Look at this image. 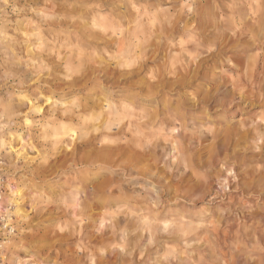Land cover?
Returning a JSON list of instances; mask_svg holds the SVG:
<instances>
[{
    "label": "rangeland",
    "instance_id": "374dc122",
    "mask_svg": "<svg viewBox=\"0 0 264 264\" xmlns=\"http://www.w3.org/2000/svg\"><path fill=\"white\" fill-rule=\"evenodd\" d=\"M261 16L264 0H0L2 264H240L264 242V138L215 111L222 83L264 78ZM135 76L157 98L139 108ZM162 93L175 127L148 124Z\"/></svg>",
    "mask_w": 264,
    "mask_h": 264
},
{
    "label": "clouds",
    "instance_id": "9594fccd",
    "mask_svg": "<svg viewBox=\"0 0 264 264\" xmlns=\"http://www.w3.org/2000/svg\"><path fill=\"white\" fill-rule=\"evenodd\" d=\"M262 34H264V16L260 18ZM245 82V90L242 93H238L235 87H228L227 85L221 84L225 89L228 90L229 96L227 99L226 106L221 104L215 108V111L223 113L225 124L231 125L233 135L237 137L238 140L247 141L253 138L254 134L258 133L261 138H264V78H262L258 83L252 82L248 79L245 73H239ZM136 80L131 83L135 84L131 92L126 96L128 103L134 104L137 108L139 106V101H155L146 100L142 97L144 88L147 86L155 87V85H148L146 81L140 76H135ZM140 81V83H136ZM179 91V90H178ZM207 89L203 94H197L196 103L197 108L203 109V124L215 125L210 122V113L207 107L206 101L208 99ZM139 92L140 95L135 93ZM180 94L184 97V106L186 107V100H188V90L183 89ZM162 111L159 110V115L155 117L154 120H150L148 124H157L160 122H169V117H171L175 123H170V127H175L182 122V118L176 114L173 115V110L175 107L176 96L173 93H169L167 96V102H165V96ZM195 108V109H197ZM234 113V114H233ZM233 114V115H230ZM224 124V125H225ZM148 125L146 124L145 127ZM223 126V125H222ZM195 147V145H194ZM212 174L209 173V181L212 182ZM207 195V193H205ZM196 198L194 196L192 201ZM207 202V201H206ZM238 254L242 258L240 264H264V242L257 240L250 246H242L238 249Z\"/></svg>",
    "mask_w": 264,
    "mask_h": 264
},
{
    "label": "built area",
    "instance_id": "2783aa9c",
    "mask_svg": "<svg viewBox=\"0 0 264 264\" xmlns=\"http://www.w3.org/2000/svg\"><path fill=\"white\" fill-rule=\"evenodd\" d=\"M2 194H3V188H1L0 184V207L2 206ZM7 217L3 213V209L0 208V264H2V252H3V243H4V234H10L12 232V229L9 224H6Z\"/></svg>",
    "mask_w": 264,
    "mask_h": 264
},
{
    "label": "bare ground",
    "instance_id": "6f19581e",
    "mask_svg": "<svg viewBox=\"0 0 264 264\" xmlns=\"http://www.w3.org/2000/svg\"><path fill=\"white\" fill-rule=\"evenodd\" d=\"M100 27H101V30H102V31H106V28H107V27H105L104 24H101ZM117 27H118V26H117ZM119 30H120V29H119ZM112 32H113L115 35H121V34H123V33H121V30H120V31H118V30L115 31L114 29H112ZM123 32H124V30H123ZM124 34H125V33H124ZM121 37H122V36H120V38H121ZM123 38H124V37H123ZM116 39H117V38H116ZM126 64H127V63H126ZM104 108H105V107H104ZM102 115H103V114H102ZM118 119H119V118H118ZM109 121H110V120L107 119L106 122L108 123ZM110 122H111V121H110ZM110 122H109V123H110ZM103 123H105V122H103ZM66 134H68V131H65V132H64V135H66ZM73 134H75V132H74ZM73 134H72V135H73ZM73 136H74V135H73ZM68 138H71V140H72L73 137L70 136V135H68Z\"/></svg>",
    "mask_w": 264,
    "mask_h": 264
}]
</instances>
